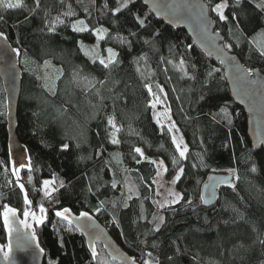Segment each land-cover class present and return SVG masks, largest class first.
I'll use <instances>...</instances> for the list:
<instances>
[{
    "label": "trees",
    "instance_id": "trees-1",
    "mask_svg": "<svg viewBox=\"0 0 264 264\" xmlns=\"http://www.w3.org/2000/svg\"><path fill=\"white\" fill-rule=\"evenodd\" d=\"M205 1L226 48L249 71L264 72L260 54L264 14L257 19L256 13L237 9L228 20H220L212 8L224 0ZM24 2L31 6L32 0ZM69 3L76 15L66 18L61 13L68 11ZM105 3L112 9L117 6V0H95V4L65 0L64 5L60 0H42L39 15L23 9L2 12L0 31L19 49L23 82L16 134L28 150L31 167L18 174L13 171L0 81V242L6 244L2 222L6 207L22 215L43 206L47 212L43 224H35V233L47 253L44 264H118L101 246L93 258L78 231L72 226V231L66 230L68 223L55 213L70 208L76 214L87 211L95 216L137 259L153 251L163 262L166 254H173L172 241L180 238L177 242L186 251L179 264H264V246L256 240L264 233V151L251 144L247 115L234 102L222 66L195 47L184 31L157 20L141 2L130 7L134 15L146 18V28L134 23L127 10L117 14L119 19L102 12ZM86 6L90 11H85ZM224 11L228 16L229 9ZM58 15L65 24L49 31L47 20ZM76 20H83L91 32H73L70 24ZM97 28L108 29L103 39L95 35ZM117 36L131 41V48L121 45ZM108 48L118 53L119 63L111 71L99 63L107 58ZM147 85L163 89L172 121L188 148L186 159L179 156L167 128L157 123ZM225 106L231 123L213 121L210 113ZM109 117L120 129L119 144H113L109 135L113 131ZM64 144L69 145L67 151ZM159 159L165 161L170 179L184 169L176 183L184 199L160 209L166 226L160 233L146 235L158 210L153 203L158 169L152 162ZM213 173L234 178L218 189L214 205L205 206L201 190ZM47 180L57 189L51 196L45 195ZM60 181L64 188L58 187Z\"/></svg>",
    "mask_w": 264,
    "mask_h": 264
},
{
    "label": "water",
    "instance_id": "water-1",
    "mask_svg": "<svg viewBox=\"0 0 264 264\" xmlns=\"http://www.w3.org/2000/svg\"><path fill=\"white\" fill-rule=\"evenodd\" d=\"M137 2H141L157 20L174 31H184L195 47L209 59L220 63L234 102L247 115L251 144L255 150L264 151V72L260 69L249 71L241 59L226 48L223 35L216 31V22L211 15L209 4L205 0H133L132 3ZM15 50L8 39L7 41L0 39V81L6 101L10 162L12 168L15 166L20 171L28 168L30 157L27 148L16 134L23 77L20 55ZM21 152H23L22 160ZM18 162L25 166L19 167ZM233 178V175L226 174L209 175L201 190L203 204L214 205L217 201L218 189L231 183ZM7 208L14 209L16 215H9L8 224L4 222V213L2 215L6 244L0 242V264H44L47 253L35 233L36 222L31 216L25 218L14 207ZM87 213L88 218L73 219L71 226L83 237L90 255L93 257L94 248L97 257L98 246H101L110 261L126 264V261L133 256L115 241L108 229L95 216ZM71 214L72 217L79 218L81 213L76 214L71 210ZM25 220L30 227H25ZM33 233H35L34 237ZM9 245H11L10 249Z\"/></svg>",
    "mask_w": 264,
    "mask_h": 264
},
{
    "label": "snow or ice",
    "instance_id": "snow-or-ice-1",
    "mask_svg": "<svg viewBox=\"0 0 264 264\" xmlns=\"http://www.w3.org/2000/svg\"><path fill=\"white\" fill-rule=\"evenodd\" d=\"M78 3H83V0H77ZM133 0H117V6L112 9L109 8L108 4L105 3L103 6V9L101 10L102 12L105 13H110L111 16H115L117 19H119V16H117V14L121 13L122 10H127L126 15H132L133 16V21L134 23H136L140 28H146V18H141V16L139 15H134L132 13V8L130 7V5L132 4ZM61 5H64L65 0H60ZM90 4H95V0H90ZM68 11H64L61 13L62 16L66 17V18H71L73 16L76 15V12L74 10H72V4H68L67 5ZM10 9H23L25 10L29 15L31 16H35V15H39L41 12H43V6H42V0H32L31 6H29L28 4H26L24 2V0H0V23L4 22V16L2 14L3 11L6 10H10ZM225 9H229V13L228 16L225 15ZM239 9L241 12H246V11H251L253 13H256L257 19L259 18L260 14H264V0H259V2H255V0H234V3L230 5V3L228 2V0H224V2H220L217 3L215 5V7L212 8V11H214L218 18L220 20H228L229 16H232L234 12H236V10ZM256 10H258V12H256ZM85 11H90L89 7H85ZM43 19H47V17H43ZM249 21H251V16H249ZM242 22V21H241ZM57 24H65V20L61 19V16L58 15L54 20H47V24L46 27L49 31H55L56 30V25ZM68 26V25H66ZM73 32H85V31H89L91 32L90 29L87 28V26L85 25L83 20H76L75 23H71L70 24ZM108 31V29L106 28H97L95 29V35L99 38V39H103L104 38V34H106ZM132 36H135L136 33L133 32L131 33ZM157 37H159V33L155 34ZM0 39L7 41L8 37L5 35V33L3 31H0ZM116 39L119 40V42L121 43V45H127V47L130 49L132 46V42L129 41L127 38L125 37H120L117 36ZM145 43H149V41H145ZM228 47H231L230 45H228ZM15 51H17L19 53V49H16ZM108 52V56L107 58H100L99 63L101 65H103L104 69H109L110 71L115 68L119 61L117 60V56L118 53L113 51L112 48H108L107 49ZM262 56H264V51H261L260 53ZM95 63V61H93ZM181 64V70L183 71V64L184 61L181 60L180 61ZM187 73L185 72V75ZM251 73H249L250 75ZM209 75H211V73H209ZM95 85H93L94 87ZM148 87V91L149 93H152L153 95V102L151 104L152 108L156 107L157 103H160V96L158 93L163 92V89L160 88L159 86H157V92H153L151 85H147ZM212 115V119L213 121H216L217 123H231V113L227 110V107H223L220 109V112L218 113H210ZM219 117V119H218ZM170 119V117H169ZM107 123L111 126V129H113V131H111L109 133V135L111 136L112 139V143L113 144H119L120 141L118 139H116V133L120 131V129L117 127L116 123H115V119L114 117H109ZM157 123H160V120L157 119ZM163 127V125H161ZM168 132L172 133L173 130H175L176 132L179 131L178 128H176L175 124L172 123L169 125L168 127ZM172 142L176 145V150L179 153V156L181 158H187L186 157V153L188 152V148L187 146H182L181 143H178L176 140L175 135L172 136ZM79 146V145H78ZM63 149L65 151H67L69 149V145L68 144H64L63 145ZM137 153H140V155H143V153L141 152V150L139 148L136 149ZM21 156V160L23 159V152H21L20 154ZM175 158H173V163H175ZM19 163V162H18ZM152 163H156L155 161H153ZM163 162L161 161V164ZM25 165L23 163H19V167H24ZM195 166V165H193ZM28 167L30 168L31 165L29 164ZM166 170V169H165ZM14 173L18 174V168L14 166L13 168ZM252 172H256L257 168L255 166H253L251 168ZM184 173V169L180 168L179 169V174L176 175L175 180H179L180 175H182ZM157 175H159V170L157 172ZM175 182V181H174ZM50 183V181H44V189H45V195L51 196L52 191H55L57 189H52L51 191L48 190V186ZM112 188L116 187V182L114 181L112 183ZM21 189H23V184L20 185ZM59 188H64V182L60 181ZM233 188H235V185H232ZM91 191V188L89 189ZM129 192H132V188H129ZM168 195L171 197V200L165 199V201L163 203H161L160 201H156L154 200L153 203L157 205L158 209H166V208H170L172 205H175L177 203H179L181 200L184 199L183 196H181L179 193L173 192V191H169ZM132 197L131 195L128 196V199L130 200ZM25 202L26 203H31V201H29L27 199V196H25ZM187 203L189 205L192 204V201L189 200L187 201ZM125 206H127L125 204ZM101 207H103V202H101ZM99 210V209H97ZM236 211V210H234ZM40 212L43 214L46 212L45 208L43 206L40 207ZM238 215H240V219H244L242 214L237 213ZM9 215L11 216H15L16 215V211L12 208H7L4 212V222L5 224L9 223ZM23 215L25 216V218L31 216V218L37 223V224H43L44 222V216L41 215L40 217H37L35 213H30L29 211L25 210ZM55 215L59 218H61L62 221H67L68 224L65 226L67 231H72L71 228V224H72V220L73 219H80V218H88V213L87 212H83L80 214L79 218H75L72 217L71 214V210L69 208H64L62 211H56ZM143 218V217H142ZM156 221H158V223H155ZM154 226L153 228H151L149 230V232L146 235H150V234H154V233H160L162 227L166 226V221L164 216L162 215H158V214H154L152 216V221H151ZM25 227H30V225L27 223V220H25ZM205 223H208L207 219H205ZM225 224H228L229 221H224ZM199 229H197L198 231ZM35 236V233H33V237ZM180 240V238H177V240H173L172 241V245H174V251L172 255H165V259L162 262V260L159 258L158 255H154L153 251H148L146 253V258L145 256H141L139 258V262L140 264H179V257L185 254L186 249L182 248L181 244L178 243L177 241ZM257 242L264 246V233L258 234L257 238H256ZM151 247L153 249L156 248L155 244H152ZM11 248V245H9V249ZM41 251H43V249H41ZM92 254H93V258L96 257V252L95 249L93 248L92 250ZM7 255V254H6ZM193 260H196V257H193ZM126 264H138V259L136 257H131L128 259V261H126Z\"/></svg>",
    "mask_w": 264,
    "mask_h": 264
},
{
    "label": "rangeland",
    "instance_id": "rangeland-1",
    "mask_svg": "<svg viewBox=\"0 0 264 264\" xmlns=\"http://www.w3.org/2000/svg\"><path fill=\"white\" fill-rule=\"evenodd\" d=\"M263 47H264V45H263ZM52 76H53L52 74L49 75V77H52ZM56 88H57V86L52 87V90L54 91ZM152 90H153V92H157V87L155 86L154 89L152 88ZM158 94L160 96V101L161 102L157 103L156 107L154 108L155 116H156L157 119L160 120V124L168 129L169 125L174 123V122L172 121L169 109L167 107L164 91L161 92V93H158ZM169 117H170V119H169ZM171 135L172 136L175 135L177 142L181 143L182 146L186 145V142H185L184 137H183V135H182L180 130L178 132L173 130ZM161 161L163 162L162 164H161ZM156 165H157V169L159 170V175H157L156 178H155V187H156L155 200L156 201H160L161 203H163L165 201V199L171 200V197L168 195L170 190L173 191V192L179 193V194H180V192L177 190V187H176L177 180H175V178L174 179H170L167 176V168H166L165 161L163 159H159V160L156 161ZM47 181L52 182V180H47ZM52 189H54V185H53V183H50L49 186H48V190L51 191ZM29 212L30 213H35V212H31V211H29ZM45 213L42 214L40 212V210H37L35 214H36L37 217H40L41 215H44ZM156 214L161 215L160 209L157 210ZM156 222H158V221H156ZM138 261H139V259H138Z\"/></svg>",
    "mask_w": 264,
    "mask_h": 264
}]
</instances>
